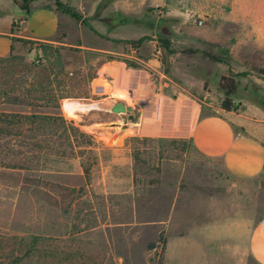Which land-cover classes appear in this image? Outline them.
Listing matches in <instances>:
<instances>
[{
    "label": "rangeland",
    "instance_id": "374dc122",
    "mask_svg": "<svg viewBox=\"0 0 264 264\" xmlns=\"http://www.w3.org/2000/svg\"><path fill=\"white\" fill-rule=\"evenodd\" d=\"M20 1L30 9L32 0H13ZM49 1L68 25L62 41L78 42L74 23L80 22L98 26L106 39L111 30L122 33L125 47L140 57L160 51L151 78L168 84L164 92L222 103L219 81L236 75L239 105L264 109V74L257 69L264 68V0ZM142 37L141 45L131 44ZM201 50L224 60L206 58ZM107 58L59 42L18 39L12 55L0 59L1 109L33 110L28 105L39 101L36 89L43 83L48 93L65 96L60 108L48 111L86 133L72 136L74 152L61 133L31 138L30 125L10 143L0 136V264H259L248 240L264 214V174L236 178L222 163L200 157L188 139L129 130L126 148L117 152L88 130L112 122L105 111L115 101L133 108L134 122L153 102L126 89L113 98L91 94ZM6 93L21 101L7 102ZM80 102L91 106L80 110ZM163 229L170 243L150 249Z\"/></svg>",
    "mask_w": 264,
    "mask_h": 264
},
{
    "label": "crops",
    "instance_id": "0c3cea01",
    "mask_svg": "<svg viewBox=\"0 0 264 264\" xmlns=\"http://www.w3.org/2000/svg\"><path fill=\"white\" fill-rule=\"evenodd\" d=\"M67 21L73 24L70 19ZM66 24L59 10L49 0H32L28 13L22 1L14 3L13 0H0V57H7L13 52L17 39L59 42L105 54L108 58L100 67L99 75L92 80L91 94L103 92L113 98L110 95L126 89L137 91L141 97L153 99L144 110L139 111V119L135 122L127 117L131 112L123 115L107 109L105 112L111 123L102 129L98 128L100 124H90L88 130L103 136L102 140L113 151L125 149L128 131L134 130L135 134L143 136L188 139L200 157L222 163L225 170L236 178L253 179L264 174L262 107L241 103L237 110L227 111L221 103L203 104L186 94L166 93L162 89L168 84H156L151 78L153 72L158 71L159 60L154 56L149 59L140 57L136 49L129 51L122 42L126 39L122 33L111 30L106 33V39L102 37L105 32H101L103 30L98 26L92 24V28L82 22L74 23L78 31V42L66 43L61 39L62 31H69ZM88 32L92 35L89 36ZM101 41L109 43L101 45ZM131 63H138L142 67L132 66ZM122 71L142 73L147 78V84L124 81ZM113 160L117 163L121 159L116 157ZM172 222L171 219L167 223L171 228ZM215 228L219 230L218 225ZM170 238H167V244ZM248 248L254 260L264 264V214L251 229Z\"/></svg>",
    "mask_w": 264,
    "mask_h": 264
},
{
    "label": "trees",
    "instance_id": "16d2710c",
    "mask_svg": "<svg viewBox=\"0 0 264 264\" xmlns=\"http://www.w3.org/2000/svg\"><path fill=\"white\" fill-rule=\"evenodd\" d=\"M24 10L28 13V9L24 6ZM67 10L71 15L80 19L81 14L77 12L74 8L68 7ZM18 40V39H17ZM23 41L28 39H22ZM145 41V37H142L137 40H131L132 45H141ZM14 50V46H13ZM188 53L198 52V50L189 49ZM202 55L206 58H209L213 61H223L224 59L215 53L208 52L206 50L200 51ZM12 55V52L7 57H0V59H7ZM132 66L137 67L136 63H131ZM262 74H264V68H257ZM41 88L36 89L37 101L36 104L31 103L28 106H31L33 110L25 111V112H16L10 111L0 108V136H5L10 143L15 137H21L25 134V126L30 125L32 128L30 129L33 133L31 138H37L36 133L39 132L43 135H51L52 137L59 136V134H63V137H66L68 146L74 152V140H72V136H76L80 133V135L85 136L86 133L81 132L79 126L75 124L74 121H69L62 114H55L48 111V109H56L60 108L62 105V101L65 96L59 95L56 92H47L48 89L44 87V84H40ZM218 90L223 94L222 98V107L227 110H237L239 108V103L237 102L236 95L239 90V82L236 75H223L219 81ZM7 102H20L21 100L18 97H14L11 99V96L6 93ZM11 101H8L10 100ZM13 100V101H12ZM34 108H36L34 110ZM29 139L28 137H25ZM36 147L44 148L43 145L36 144ZM47 148H52L50 143L46 145ZM32 169V167H25ZM85 175L88 178L90 175L89 169H84ZM35 238V242H36ZM167 244V235L166 231L163 229L159 235V239L157 242H153L150 244L149 248L154 249L158 246H162L165 249Z\"/></svg>",
    "mask_w": 264,
    "mask_h": 264
},
{
    "label": "bare ground",
    "instance_id": "6f19581e",
    "mask_svg": "<svg viewBox=\"0 0 264 264\" xmlns=\"http://www.w3.org/2000/svg\"><path fill=\"white\" fill-rule=\"evenodd\" d=\"M122 76L126 79V78H128L129 76L131 77V78H133V80L134 81H137V82H143L142 84L143 85H145V84H147V78L145 77V76H143V74L142 73H138V72H132V73H128V72H125V73H123L122 72ZM148 86V85H147ZM123 97H125V96H123ZM127 100V99H126ZM131 100V99H130ZM91 105H88V104H85V103H78L77 104V107H78V109H87V108H89Z\"/></svg>",
    "mask_w": 264,
    "mask_h": 264
},
{
    "label": "water",
    "instance_id": "95a60500",
    "mask_svg": "<svg viewBox=\"0 0 264 264\" xmlns=\"http://www.w3.org/2000/svg\"><path fill=\"white\" fill-rule=\"evenodd\" d=\"M111 110L117 113H121L123 115H127L128 112H131L133 108L130 105H127L125 102H116L112 107ZM129 119H133L135 115L129 114L127 115Z\"/></svg>",
    "mask_w": 264,
    "mask_h": 264
},
{
    "label": "built area",
    "instance_id": "2783aa9c",
    "mask_svg": "<svg viewBox=\"0 0 264 264\" xmlns=\"http://www.w3.org/2000/svg\"><path fill=\"white\" fill-rule=\"evenodd\" d=\"M200 23L202 24L203 21L200 20ZM154 58H156L157 60H159V57H160V51H156V53L153 54Z\"/></svg>",
    "mask_w": 264,
    "mask_h": 264
}]
</instances>
